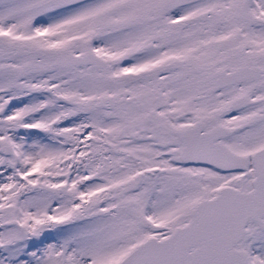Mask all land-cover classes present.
Masks as SVG:
<instances>
[{"label": "snow or ice", "instance_id": "obj_1", "mask_svg": "<svg viewBox=\"0 0 264 264\" xmlns=\"http://www.w3.org/2000/svg\"><path fill=\"white\" fill-rule=\"evenodd\" d=\"M0 264H264V0H0Z\"/></svg>", "mask_w": 264, "mask_h": 264}]
</instances>
